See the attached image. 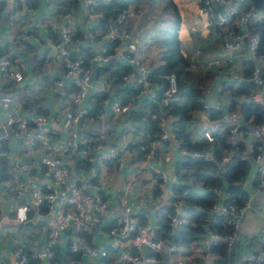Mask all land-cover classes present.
I'll use <instances>...</instances> for the list:
<instances>
[{
    "label": "crops",
    "instance_id": "obj_1",
    "mask_svg": "<svg viewBox=\"0 0 264 264\" xmlns=\"http://www.w3.org/2000/svg\"><path fill=\"white\" fill-rule=\"evenodd\" d=\"M237 1L244 6L245 0ZM220 10L222 8L219 4L204 7L203 0H131L127 6L126 17L121 23L115 24L117 31L129 34L126 43L132 47L133 56L150 69L162 63L161 57L166 50L163 40L178 14L180 51L188 60V69L193 74L206 76L201 84L203 93L201 102H207L209 113H217L219 117L226 115L232 108L240 109L239 103L245 100L244 95H240L235 98L236 104L231 106L232 92L236 91L245 76L244 62L246 59L250 60L243 45L240 50L232 53V59L228 64L215 63L224 51L221 40L225 31L216 29L213 25L204 27L203 23L210 22ZM67 17L71 19L72 30L71 42L68 45L70 56L86 59L105 45L107 41L105 33L108 29L100 23L102 15L93 7L86 8L84 0L0 2V55L9 58L10 70L22 74V78L16 80L13 76L0 73V93H13L15 104L27 115H47L53 129L50 139L56 144L66 140L70 135L71 127L67 125L64 113L74 108L71 97L75 84L72 78L64 74L65 58L50 46L49 40L61 39V26ZM119 45L109 63L115 59L124 60L123 54L127 52V47L122 41ZM113 65L108 67L114 69ZM226 65H231L239 77L228 76ZM110 70L102 71L99 65L92 66L91 87L84 100V104L90 110L98 109L97 93L102 84H110ZM124 80L127 82L128 78L125 77ZM250 119L252 117L245 120L237 133L231 135L223 130L217 132L216 136H223L224 142L231 147L241 146L246 152H250V146L254 143L248 125ZM4 121L5 111L0 107V134L7 133L6 138L0 140L2 151L0 155H4L6 163L4 167L0 163V171L2 169L4 175V177L0 175V219L6 216L25 221L28 219L25 217L26 211L21 202L14 198V191L20 181L29 178L42 180L40 157L44 149L38 144L33 147L25 146L22 143V135L13 133L11 128L4 126ZM135 123L107 108V114L101 120L89 122L82 119L78 123V131L89 138H96L103 133L107 140L117 144L122 131L133 137L129 131ZM185 126L191 142H206L202 136L199 108L190 112ZM157 151L167 174L161 194L154 185L152 174L142 168L140 161L130 158L133 152L122 154L124 163L120 167L101 159L98 153L89 156L91 166L88 169L75 166L74 154L66 160L72 176L76 177L80 184L89 185L90 188L97 190L107 202V214L95 217L98 221L88 222L92 225L87 239L91 246L99 249L101 256L111 254L109 236L104 229V223L117 218L122 200L131 206L132 213L138 220L143 217L147 223L155 221V210L158 206L174 197L172 184L179 181L178 164L182 156L177 140L169 137L159 145ZM257 166V160L251 159L244 179L239 182L247 192L254 194L255 204L245 212L240 221L233 249L223 255L222 260L225 264H245V256L264 248V186L258 190L255 188ZM199 187V184L195 183L197 190ZM35 212L44 217L50 211L38 209ZM36 223L25 227H18L16 224H5L0 227L2 264H13L11 251L15 245L26 243L29 247L43 246L47 239L48 222L44 221L45 224L40 225ZM67 234L68 232H64L63 237ZM203 251V248L193 241L190 247L185 249L189 254L186 264H204ZM79 261L82 264H96V259L90 258L83 251Z\"/></svg>",
    "mask_w": 264,
    "mask_h": 264
},
{
    "label": "built area",
    "instance_id": "obj_2",
    "mask_svg": "<svg viewBox=\"0 0 264 264\" xmlns=\"http://www.w3.org/2000/svg\"><path fill=\"white\" fill-rule=\"evenodd\" d=\"M3 1L5 0H0V2ZM99 1L108 0H84V5L86 8H92ZM203 4L204 7L219 4L222 8L216 12L210 22L203 23L204 27L213 25L214 28L218 27L221 31H225L221 40L224 51L222 56L215 60V63L228 64L232 59V53L240 50L243 45L246 48L247 57L253 63L250 79L254 83V89L250 99L259 104L262 110V119L258 123L252 119L248 121L254 143L250 146V152H246L244 149L240 153V158L246 160L247 165L251 159L257 160L255 188L258 190L264 186V53L258 54L256 52L259 36L255 29V23L264 21V9L257 8L253 4L243 6L237 0H203ZM126 15L127 9L124 8L119 12L117 18L109 24L105 37L107 40L118 38L122 43L125 42L127 52L123 54L124 59L133 68L129 77H136L137 82L141 85L140 96L146 94L152 96L154 88L147 78L148 68L133 56L132 47L126 43L129 34L115 29V24L121 23ZM71 35V19L67 17L61 26V39L49 40L50 46L65 58L64 74L72 78L75 84L71 97L74 108L64 113V119L67 125L71 127L70 135L66 140L58 144L52 142L50 137L53 129L47 115H27L20 111L15 104L13 93H0V107L5 111L4 126L11 128L13 133L22 135V143L25 146L33 147L38 144L44 149V153L40 157L42 180L37 181L34 178H29L20 181L14 191V198L21 202L26 212L36 210L40 202H43L47 210L52 212L51 220L48 222L47 239L43 246L39 248L30 246L29 248L32 257L36 258L39 264H82L78 259L68 258L64 260L55 257L52 247L65 241L72 250H81L90 258H95L96 264H186L189 254L185 252V249L175 243L158 238L155 221L140 224L138 218L132 213L131 206L125 200H122L121 207L117 211L116 222L106 233L109 236L108 244L109 252H111L109 256H101L99 249L91 246L88 239L81 235L83 231L87 234L91 232L92 224L86 222L85 217L87 215L93 217L106 215L108 205L97 190L90 188L89 185L80 184L79 180L72 176L66 165V160L70 159L72 154L77 151H80L84 156L98 153L101 159L120 167L124 163L122 154L129 151L128 145L133 143V139L128 132H122L118 136L117 144H113L106 139L103 133L96 138H89L78 131V123L82 119L89 122L101 120L106 116L107 108L114 114L125 117L130 110V105L112 99L110 96L99 100L97 110H90L84 104L91 87L92 66L107 63L114 54L107 52L106 48L102 46L89 58L72 57L68 47L71 42ZM119 47V44L114 46L116 51ZM9 65V58L0 55V73L8 74L16 80H20L22 74L19 71L10 70ZM226 66H228L226 67L228 76L239 77L231 65ZM166 78L168 85L164 90V102L171 99L177 90L174 73H169ZM108 89L109 84L104 83L101 85L100 91H107ZM208 109L207 102H202V106L199 108V117L202 122V136L206 142H213L216 133L223 130L228 131L231 135L237 133L245 122L243 113L239 108H232L221 117H212ZM176 118V116L167 115L159 123V130L153 134L142 155L137 159L141 162L142 168L152 174L154 185L160 190V194L164 188L167 174L162 167L157 149L169 137L175 138L172 122ZM6 136V132L1 133L0 140ZM177 143H179L178 140ZM185 152L184 149L181 150V153ZM192 155L201 157L206 161L214 160L212 152L208 151L194 150ZM130 158L133 159V155ZM231 159L232 153L227 152L221 156L220 162H229ZM254 200V194L247 192V196L241 205L234 202L223 204L221 201L212 205V212L225 216L226 222L230 225V231L220 235L206 228L205 232L195 239L204 250V264H209L210 259L214 256L210 247L217 240H224L228 251L233 249L240 221L245 212L254 206ZM185 219L186 212L183 208V202L181 199H177L173 203V212L169 217V224L171 226L181 225ZM68 230L70 232L65 239L63 233ZM11 254L13 264H28V255L22 246L15 245ZM2 260L3 254L0 252V264ZM244 261L245 264H264V248L245 256Z\"/></svg>",
    "mask_w": 264,
    "mask_h": 264
},
{
    "label": "trees",
    "instance_id": "obj_3",
    "mask_svg": "<svg viewBox=\"0 0 264 264\" xmlns=\"http://www.w3.org/2000/svg\"><path fill=\"white\" fill-rule=\"evenodd\" d=\"M131 0H108L99 1L94 10L101 13V25L108 29L109 24L114 21L122 9H127ZM244 6L251 4L250 0H245ZM180 18L177 14V19L168 31L163 40L166 50L162 54V63L156 67L148 69L147 78L151 86L154 88L153 95L140 96L141 85L137 82L136 77H129V73L133 71L131 65L126 60H112L107 63L109 65H99V69L105 71L111 69V64H114V69L109 72V89L107 91H98L97 97L101 100L103 97L110 96L112 99L120 100L122 103L130 105V110L125 118H129L136 123L129 131L132 133L133 143L128 145V150L133 152V158H140L144 148L150 138L159 130V123L167 116H176V120L172 122L174 126L173 132L176 140L179 141V150L184 149L180 164H178L179 181L172 184L174 197L169 202L163 203L155 210V223L157 225V237L164 239L170 243H175L182 248L190 247L206 228L214 231L217 234L223 235L230 231V225L226 222L225 216L212 212L211 208L214 203L221 201L223 204L234 202L237 205L243 204L247 191L239 184L240 180L246 175L248 165L246 160L240 158V153L244 147H231L223 140V136L217 135L213 142H191L189 134L186 131L185 122L190 117V112L194 109L201 108L203 93L201 84L206 79V76H198L193 74L189 69V62L180 51V40L178 37V29ZM255 29L258 32L259 41L256 52L264 53V21L255 23ZM216 29H219L216 27ZM121 42L120 39L107 40L104 47L109 53H116L115 45ZM127 55V54H126ZM253 68L251 60L244 62V77L239 83V87L235 92H232V105L236 104V99L240 95H244L245 100L239 103L244 119L252 117L256 123L262 119V110L258 103L251 101L250 95L254 89V83L250 79V73ZM169 73H174L176 78L177 90L173 97L164 102V90L168 85L166 76ZM125 77L128 81L125 82ZM131 78L133 80H131ZM190 79L191 84L185 86V79ZM124 85V86H123ZM123 86V88H122ZM112 88L114 90H112ZM217 113H212L211 116H217ZM221 117V115H220ZM124 132V131H122ZM212 152L213 161L203 160L201 157L193 156L192 152ZM2 152V151H1ZM227 152L232 153V159L229 162L221 163L220 158ZM74 163L77 168L88 169L91 166L89 156H84L80 151L73 155ZM132 159V158H131ZM0 163L4 167V155H0ZM0 175L4 177L1 169ZM195 183L199 184V190L195 188ZM225 192V196L221 197V193ZM104 198V197H103ZM181 199L183 208L186 212V219L181 225L171 226L169 217L173 212V203L175 200ZM47 208L44 206V210ZM38 211V206L37 209ZM35 209L26 212L25 217L30 218ZM117 218L104 223L106 233L113 226ZM140 224H144L143 217L139 220ZM45 224L44 221H39L36 225ZM65 236V239L69 235ZM64 234V233H63ZM81 235L87 238V233L83 231ZM22 246L28 255V264H39V261L32 257L29 251V245L26 243L18 244ZM15 247V246H14ZM13 247V248H14ZM226 242L222 239L217 240L211 245L210 249L214 256L210 259V264H225L222 257L229 253ZM12 248V249H13ZM56 258L62 259H80L81 250H72L70 245L65 241L57 243L52 247ZM223 261V262H222ZM2 264V262H1Z\"/></svg>",
    "mask_w": 264,
    "mask_h": 264
},
{
    "label": "water",
    "instance_id": "obj_4",
    "mask_svg": "<svg viewBox=\"0 0 264 264\" xmlns=\"http://www.w3.org/2000/svg\"><path fill=\"white\" fill-rule=\"evenodd\" d=\"M252 2V4L257 7V8H262L264 9V0H250ZM211 101V100H210ZM222 197H224V192H222ZM38 209L39 210H43L44 209V205L43 202H40L38 204ZM52 217V212H49L46 216L42 217L40 214H38V212H34L33 215L28 218L25 221H21L19 219H12V218H8V217H2L0 219V227L5 225V224H16L18 227H25V226H31L33 224H35L36 222H39L40 220H44L46 222H50V219ZM98 221L97 218L93 217V216H89L87 215L85 217V221L86 222H91V221Z\"/></svg>",
    "mask_w": 264,
    "mask_h": 264
},
{
    "label": "rangeland",
    "instance_id": "obj_5",
    "mask_svg": "<svg viewBox=\"0 0 264 264\" xmlns=\"http://www.w3.org/2000/svg\"><path fill=\"white\" fill-rule=\"evenodd\" d=\"M185 81H186V82L184 83L185 86H189V85L191 84V80H190V79H187V78H186ZM47 226H48V225H47ZM174 259H175V256H174Z\"/></svg>",
    "mask_w": 264,
    "mask_h": 264
}]
</instances>
